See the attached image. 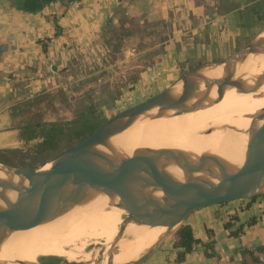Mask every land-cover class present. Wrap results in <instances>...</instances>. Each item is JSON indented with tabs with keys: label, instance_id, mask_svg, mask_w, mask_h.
<instances>
[{
	"label": "bare ground",
	"instance_id": "obj_1",
	"mask_svg": "<svg viewBox=\"0 0 264 264\" xmlns=\"http://www.w3.org/2000/svg\"><path fill=\"white\" fill-rule=\"evenodd\" d=\"M260 35L253 44L261 46L250 53L253 56L249 61L240 59L230 65L208 63L198 68L188 79L186 106L207 93V83L225 79L228 75L240 81L241 88L226 86L222 101L215 103L218 90L214 85L199 107L178 115L181 108H172L170 104L155 107L137 116L124 130L107 136L94 149L116 160L147 154L142 149L178 150L192 163L200 159L205 162V155H212L230 174H236L246 161L255 134L264 125V119L260 117L264 114V33ZM168 90V99L175 101L182 94V83ZM53 164L45 165L41 170L47 171ZM157 164L178 182L201 179L219 183L220 172L215 164L206 163L205 171L191 173L169 159H160ZM0 181L28 185L27 180L14 175L10 167L1 163ZM259 193L264 194V183ZM0 196V212H3L8 204L15 202L17 191L0 187ZM163 197L161 190L143 187L132 199L146 205L150 198L160 200ZM126 214L128 211L120 206L117 194L108 196L94 188L86 189L81 201L64 214L26 230L8 232L0 242V258L13 264H37L38 255H59L72 262H89L93 256L96 259L99 246L108 239L104 264L133 263L163 239L169 227L152 226L149 220L137 224L132 218L123 222L122 216ZM120 225H125L122 237L114 241ZM89 242L97 248L85 252L84 247Z\"/></svg>",
	"mask_w": 264,
	"mask_h": 264
},
{
	"label": "rangeland",
	"instance_id": "obj_2",
	"mask_svg": "<svg viewBox=\"0 0 264 264\" xmlns=\"http://www.w3.org/2000/svg\"><path fill=\"white\" fill-rule=\"evenodd\" d=\"M231 11L234 14L223 16ZM263 31L264 0H186L158 15L130 18L121 13L108 27L101 57L68 69L64 87L28 103L34 115L21 123L76 121L91 122L99 128L203 65L238 54ZM252 56L240 61H249ZM66 136L57 150L35 154L28 149L19 154H0V158L17 168L40 169L54 163L52 160L65 149ZM126 216H122L123 222ZM122 226L115 232L114 241ZM107 241L99 246L100 253L91 263L72 262L59 255H38L36 263L104 264L101 254ZM95 248L89 242L84 250ZM0 264L13 263L0 258Z\"/></svg>",
	"mask_w": 264,
	"mask_h": 264
},
{
	"label": "crops",
	"instance_id": "obj_3",
	"mask_svg": "<svg viewBox=\"0 0 264 264\" xmlns=\"http://www.w3.org/2000/svg\"><path fill=\"white\" fill-rule=\"evenodd\" d=\"M185 1L55 0L39 6L36 0H0V151H26L41 141L22 138V128L36 124L21 123L34 115L28 103L63 88L68 69L99 59L119 14L158 15ZM182 224L190 225L196 238L214 240L216 254L208 257L198 247L177 262L172 229L135 264H248V253L260 264L264 196L198 209Z\"/></svg>",
	"mask_w": 264,
	"mask_h": 264
},
{
	"label": "water",
	"instance_id": "obj_4",
	"mask_svg": "<svg viewBox=\"0 0 264 264\" xmlns=\"http://www.w3.org/2000/svg\"><path fill=\"white\" fill-rule=\"evenodd\" d=\"M259 46L261 44L251 43L238 54L219 63L230 65L254 52ZM195 72L178 81L183 86L182 94L178 99L169 100L167 89L120 112L91 135L74 146L62 150L52 160L54 164L47 171L41 170L44 166L40 169L28 170L0 161L1 164L10 167L14 175L28 182L25 187L21 183L0 181L1 188L17 191L15 202L8 204L7 209L0 212V242L10 231L26 230L64 214L81 201L83 193L89 188H94L108 196L117 194L120 198V206L128 211L127 219L132 218L137 224L149 220L152 226H167L169 231L182 225L188 215L198 209L264 196L259 193L264 183V125L255 134L246 161L236 174H230L222 162L212 155H205L204 159L207 162L200 159L197 163H192L178 150L142 149L141 151H146L147 154H136L116 160L94 149L107 136L124 130L137 116L155 107L161 108L170 104L172 108H181L182 111L176 113L178 115L199 107L208 98V93L214 85L218 90L215 103L222 101L226 86L241 88L240 81L228 75L225 79L207 83V93L192 105L186 106L188 79ZM260 117L264 119V114ZM160 159L174 161L178 167L190 173L205 171L206 163L215 164L220 172L219 183L212 184L201 179L186 183L178 182L158 166ZM143 187H155L164 193V197L160 200L150 198L146 205H140L132 198L136 191ZM124 227L125 225L122 226L117 240L122 237ZM104 252L103 249L101 261L104 259Z\"/></svg>",
	"mask_w": 264,
	"mask_h": 264
},
{
	"label": "trees",
	"instance_id": "obj_5",
	"mask_svg": "<svg viewBox=\"0 0 264 264\" xmlns=\"http://www.w3.org/2000/svg\"><path fill=\"white\" fill-rule=\"evenodd\" d=\"M55 0H36L39 6L44 4H49ZM234 14L233 11L223 14V16H228ZM98 129V126L91 122H65V123H43L34 124L22 128V138L25 140L41 139L37 145L29 148L35 154L45 153L49 150H57L62 146L63 138L66 136L67 143L66 148L72 147L87 136L91 135ZM7 153H23V150H6L0 151V154ZM1 162H4L0 158ZM6 163V162H4ZM8 164V163H7ZM175 243L174 246L179 249L177 255V262L185 261L187 255L198 247H203L206 251L208 257L214 256L215 243L214 240L203 241L196 238L193 229L190 225L182 224L177 229H175ZM251 254V252H250ZM246 261L248 264H258L257 258H252L248 253ZM251 259V260H250Z\"/></svg>",
	"mask_w": 264,
	"mask_h": 264
},
{
	"label": "built area",
	"instance_id": "obj_6",
	"mask_svg": "<svg viewBox=\"0 0 264 264\" xmlns=\"http://www.w3.org/2000/svg\"><path fill=\"white\" fill-rule=\"evenodd\" d=\"M259 263L264 264V253L260 256Z\"/></svg>",
	"mask_w": 264,
	"mask_h": 264
}]
</instances>
